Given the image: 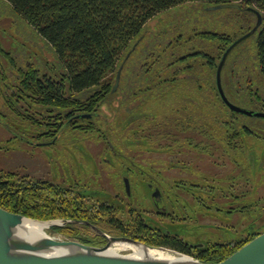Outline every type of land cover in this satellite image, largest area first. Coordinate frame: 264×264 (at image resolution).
I'll return each mask as SVG.
<instances>
[{"label":"rangeland","instance_id":"374dc122","mask_svg":"<svg viewBox=\"0 0 264 264\" xmlns=\"http://www.w3.org/2000/svg\"><path fill=\"white\" fill-rule=\"evenodd\" d=\"M209 7L188 3L159 13L145 25L141 41L134 48L127 62L121 63L122 67L121 64L117 65L116 72L120 68V78L116 89L121 91L130 86L136 97L128 99L129 102L132 100L136 102L133 116L136 119L131 121L132 116L126 113L128 118L124 121L131 124L127 127L118 125L121 111H117L116 101L119 96L113 94L100 106L101 120L108 122V127L105 128L107 134L104 136L101 134L103 131L100 133L92 131L89 133L92 134L90 139L86 140L87 145L81 142L74 147L70 146L65 153H60L55 146H60L67 135H72V130L64 131L65 136L60 135L52 146L46 141L39 145L30 144L29 140L21 137V135L26 136V132L21 133L26 127L13 118L8 120L7 129L0 122V172L10 171L27 175L32 179L42 178L61 187L72 186L69 183L77 181L80 184L75 187L76 189L86 188L84 199L89 208L97 206L101 200L116 202L117 199L113 198V195L117 192L118 199H121L122 203L129 202V209H132L128 210V206L115 208L116 216L124 224L135 218L147 223L150 219L147 213L152 208L145 196L147 189L139 186L136 190L137 194L129 199L121 190L113 189L108 178L117 182L118 180L115 179L119 170L102 159L106 151L101 149V145H105L104 137L110 139L118 149H120L117 147L119 143H125L128 139H139L141 164L145 166L155 164L153 167L160 172L158 177L164 184L171 180L165 177L172 175L179 178L181 175L175 166L171 170L167 167L168 149L171 147L172 151H183L181 159L189 165L186 170L187 177H194L197 182L196 175L201 176L199 183L204 186V190H207L209 184L222 188L226 174H231V183H240L237 184L236 191L247 189L246 200L247 203L249 202L247 209L232 214L223 210L218 211L213 206L215 204L216 208L224 207L225 189H217L214 199L203 194L198 197L195 193V200L192 197L190 200L189 195H186L192 205V208L187 206L184 210L187 212L186 220L166 224L162 219L159 222L158 219L151 218L152 224L159 226L160 231L167 230L188 243H201L202 247L214 243H235L240 239L239 236L249 239L256 236L257 232H263L264 140L249 135L240 136L239 129L242 122L264 123V118L232 112L222 102L216 90V66L205 63L199 55H189L202 48V51L213 56L217 63L219 55L214 45L201 41L195 36V31L226 33L238 38L248 31L246 16L249 12L240 7L216 9ZM254 23L253 21L249 25L251 24L252 27ZM255 37L256 34L253 33L231 50L226 65L221 71V83L225 95L233 104L249 110L264 111V75L259 71L255 56ZM0 47L4 53H9L19 66L34 65L41 72L55 78L61 77V66L53 49L4 0H0ZM2 54H0V63L7 67L8 58ZM181 56L184 59L177 61L176 59ZM187 65L192 67L186 69ZM147 69L150 70L149 73ZM15 73L13 72L11 78V83L14 85L17 82ZM6 83L9 81L6 80ZM3 84L4 79L0 81L2 90ZM146 88H151V91ZM24 103L22 102V108H25ZM0 106L3 107L1 97ZM229 138H243L249 146H252L246 152L245 158L248 162L241 163L242 169L238 162L234 164L228 161L229 154L231 157L242 154L245 156L244 153L241 154L234 149L231 153L227 151L225 142ZM123 149L125 153L130 152V147ZM259 154L261 157L258 160L252 157ZM176 157L179 158V154L175 156L172 153L171 159L174 163L177 162ZM110 158L116 160L112 156ZM49 160L55 164L52 165ZM64 172L67 176H63ZM245 180L246 184L242 183ZM201 202L212 205L207 208L201 205ZM52 219L60 218L39 220ZM98 224L102 227L106 225L104 219L99 220ZM51 227L49 226L45 231L50 236L57 239L77 240L52 230ZM244 227L255 230L246 235ZM93 231L91 228L89 230L80 228L79 234L94 236ZM104 232L112 236L119 235L116 234V230L108 228H105ZM128 248H119V252L132 253V249Z\"/></svg>","mask_w":264,"mask_h":264},{"label":"trees","instance_id":"16d2710c","mask_svg":"<svg viewBox=\"0 0 264 264\" xmlns=\"http://www.w3.org/2000/svg\"><path fill=\"white\" fill-rule=\"evenodd\" d=\"M4 1L53 49L62 70L61 77L55 78L41 72L34 65L19 66L9 53H4L0 47V54L3 53L2 55L8 58V67L0 63V81L4 79L3 88L7 84L6 80L13 86L10 119L13 118L26 127L21 132H26V136L21 137L29 140L30 144H38L39 141L55 137L64 124L72 126L75 123H87L88 117L75 116L90 115L98 111L106 99L113 95L111 89L117 65L127 62L141 41L143 29L149 20L161 12L184 4L213 6L235 3L240 8L246 9L250 6L257 9L262 20L255 31V56L259 71L264 75V0ZM248 12L247 30L251 28L249 23L256 20L255 14ZM195 36L209 45L212 43L219 59L225 48L235 39L226 33L207 30H197ZM189 55H199L205 63L217 66L215 58L203 52L202 48ZM181 59H184L183 56L176 60ZM191 67L192 65H187L186 69ZM12 71L16 72L15 85L11 83ZM146 71L150 72L148 69ZM146 90L151 91V88ZM0 92L3 93L4 89H0ZM22 102L25 108H22ZM69 119L72 121L67 123ZM96 120L92 118V125L83 124L77 127L86 128V132L100 133L101 131L96 128ZM5 121L4 114H0V122ZM84 196L81 191L61 187L48 180L32 179L27 175L10 171L0 172V206L31 218L85 219L103 231L105 228L116 230V234L152 245L166 246L210 262L224 259L251 239L235 243H214L191 250L190 245L177 234L152 228L139 218L131 219L128 224H124L116 216L115 208L106 203L89 208ZM97 219H104L106 225L102 227ZM80 228L90 229L82 223H66L51 227L52 230L89 245L105 242V238L95 231L94 236H82L79 234Z\"/></svg>","mask_w":264,"mask_h":264},{"label":"flooded vegetation","instance_id":"af4514ba","mask_svg":"<svg viewBox=\"0 0 264 264\" xmlns=\"http://www.w3.org/2000/svg\"><path fill=\"white\" fill-rule=\"evenodd\" d=\"M122 66L123 65L121 64V67ZM117 84H118V82H117ZM117 86L118 85H116L114 90L111 89V92H112V94L119 96V98H117L118 101H116L117 102V106H116L117 111L118 112L121 111L120 112L121 114L119 113L120 114V118H119L120 121H119L118 125L122 126V127H127L131 123H129V122L124 123V121L128 118V115L126 113H130V115L132 116V118L130 117L131 121H134L136 119L133 117L134 113H135L134 108H135L136 102H135V100H132V102H129L128 99H129V97L130 98H132V97L136 98V97L133 94L134 90L132 87H130V86L125 87L121 91H119L120 89H116ZM112 88H113V86H112ZM130 88H132V90ZM11 89H12V86L10 85V83H7L4 86V92L3 93L0 92V97L3 99V107L0 106V114H4V118L6 121H5V123H2V124L6 126V129H7L8 123L10 121V114L12 112V106H11V101H10V97L12 96V90ZM134 98H132V99H134ZM128 102H129V104H127ZM100 110H101V108H99L98 111H95L94 113L90 114V117H88L89 121L87 123H83V124L84 125H90L92 118L97 119L95 121L97 124L96 128H98L101 132L103 131L101 134H104V136H105V134H107L106 129L108 127V122L101 120L102 114H101ZM71 121H72V119H69L67 123H69ZM83 124L82 123L81 124L75 123L72 126L64 124L63 127L54 135L55 137H53L49 140H45V141L50 142L48 145L52 146L54 143H56L57 139H59L60 135L62 136L64 134L63 133L64 131L70 129V130H72L73 134L70 136L67 135V138L61 142L60 146H55L56 150L58 152L60 151V153H65L67 150L70 149V146L74 147L75 144H79L81 142L87 145L86 140L90 139L92 134H89L90 132H86V130H87L86 128L82 129L81 127H77V126H80ZM72 127H74V128H72ZM239 131H241L240 136L241 135H249V136H253L256 138L258 137L257 139H259V140H264V123H244V122H242V123H240ZM232 135H234V134H231V136ZM63 136H65V135H63ZM103 142H105V145H103V146L101 145V149L105 150L106 153L104 154L105 156H103L102 159L105 160L106 162H110L112 167H115V169L119 170L117 172V174H118L117 178L115 179V181L116 180H118V181L113 182L114 179L108 178L109 179L108 182L111 183L113 189L121 190V192L124 194V196H126L128 199L131 196H134V194L135 195L137 194L136 190L139 188V186H144V188L147 189V193L145 196L147 197V200H149L150 205L152 207L151 210H149V212L147 211L148 212L147 214H149L148 219L150 218L147 223L152 228L158 229L159 226L153 225L151 218H156L159 220V222H161L163 220L162 222H165L166 224L186 220V218H187L186 213L187 212L184 210H186L185 208L187 206L192 208V205L190 204V201L188 199L191 200V197H192L195 200V193L198 194V197H199V195L203 194V195H207L209 198L213 197V199H214V195L216 194L217 189L218 190H221V189L224 190L225 189L226 194L223 197L224 198V200H223V206L224 207L223 208H220V207L216 208L217 206H215V204H214L213 205L214 209H216L218 211L223 210L224 212L229 213V214H232L234 212H242L244 209H247V206L249 203V202L247 203V200H246L247 189H244L243 191H241V189L236 191L237 184H240V183H235V184L231 183V174H226L224 176V178H223L224 179V181H223L224 186L222 188L221 187L216 188L215 186L209 184V187L208 186L206 187L207 190H204V188H203L204 186H201L199 183V179L201 176L196 175V177L198 178L197 182H195L194 177H187L186 170H188L189 165L184 162L185 160L181 159L183 157V155H182L183 151H181V150L176 152L175 150L172 151L171 147H169L168 159H167L168 166L167 167L169 168V170H171L173 168V166H175V168L179 169L181 175L179 176V178H176V176H172V175L165 177V178L171 179V180L169 181V183L166 182L164 184L160 181V178L158 177L160 172L157 171L153 167V165L155 166V164H153L152 166H150L152 163L149 164L148 166L141 164V162L139 160V158H140L139 155L141 154V151H140L141 144L139 142V139H128V140H126L125 143L123 142L121 144L120 143L117 144L118 145L117 147H119L120 149L116 148V146L111 142V140L107 139L106 137H104ZM185 142H187V141L185 140ZM39 143H44V142L39 141ZM147 143L149 145H151L149 142H147ZM225 143H226L227 151L229 153H231L233 151V149L235 151H239L241 154L244 153L245 156H243V154L239 155V156H233V157H231V154L228 155L229 163L237 164V162H238L240 164V168L242 169L241 163H247L248 162L245 158V157H247L246 152L252 146H249L243 138H241V139H238V138L230 139L229 138V140H227ZM39 145H41V144H39ZM156 146H158V144ZM156 146H154V147H156ZM124 147H130V152L125 153L123 151ZM154 147H153V149H154ZM59 148H61V149H59ZM131 152L133 154H131ZM172 153H174L175 156H177L178 154L180 156L179 158L176 157L177 162H175V163L171 159ZM109 156L114 157L116 160L113 161L112 158H110ZM252 157L254 159L256 158L258 160V158L261 157V155L259 154L258 156L256 155V156H252ZM249 161H251V159ZM49 162L51 163L52 161L49 160ZM112 162H113V165H112ZM51 164L54 165L55 163L53 162ZM51 170H52V166H51ZM182 171H185V172H182ZM65 173L66 172L63 173L64 174L63 176H67V174H65ZM192 175H195V173H192ZM240 177H241V175H240ZM242 177H243V175H242ZM172 178L175 180H173ZM219 178H221V177H219ZM39 179H42V178H39ZM229 181H230V183H229ZM117 183L120 184L121 187ZM242 183L246 184V180ZM242 183L240 186L243 185ZM78 184H80V183L77 181H74L73 183H69V185H72L73 187L69 186L68 188L72 189V190H76V191L80 190V191H82L83 194H85L86 188H84V187L81 189L75 188ZM133 191H134V193H133ZM117 195H118L117 192L114 193V195H113L114 196L113 198L117 199L116 202L115 201L101 200V203H106V205L113 206L114 208H121V206H123V207L128 206V210H131L132 208L129 209V207H130L129 202L128 203H122V200L118 199ZM186 195H189V198L186 197ZM227 196H230V197H227ZM200 204L207 207V208H210L212 205V204L205 205L204 202H201ZM194 205H195V203H194ZM179 209H180V211H178ZM138 215L142 218L140 212H138ZM179 215H181V216H179ZM160 219H162V220H160ZM244 228L243 229L245 230L244 232H246V235L251 234L253 232V230H255L254 228H252L251 230H249L248 227H244ZM162 231H164L165 233H170L167 230H162ZM259 233L260 232H257V234H259ZM246 235H245V237H246ZM239 237H240V239H238L239 242H243V241L247 240L246 238H244V239L241 238L242 236H239ZM188 244L190 245L191 250L193 248H195V243H188ZM196 247H198V246H196ZM200 247H202V246H200Z\"/></svg>","mask_w":264,"mask_h":264},{"label":"water","instance_id":"95a60500","mask_svg":"<svg viewBox=\"0 0 264 264\" xmlns=\"http://www.w3.org/2000/svg\"><path fill=\"white\" fill-rule=\"evenodd\" d=\"M238 8L235 3L217 4L209 8ZM247 11L256 16L254 25L242 36L235 38L223 51L215 70V85L222 102L234 113L264 118V111H254L233 104L225 95L221 83V71L229 52L243 39L255 33L261 24V14L254 7H247ZM120 68L117 70L112 90L119 80ZM89 114L75 116L89 117ZM50 142H48L49 144ZM44 144V143H38ZM23 219L36 222L52 221L50 226H61L66 223H82L89 226L105 238L101 246L89 245L78 240H64L51 237L34 239L33 233L22 224ZM125 245L131 249H139L141 256L130 254L106 253L115 246ZM202 246L201 243L195 247ZM163 250L175 253L171 257L155 256L150 250ZM58 250L59 253H51ZM0 264H264V231L241 245L230 255L220 261H202L196 257L170 249L166 246L152 245L143 241L123 236L109 235L95 224L85 219H52L39 220L20 213L8 211L0 206Z\"/></svg>","mask_w":264,"mask_h":264},{"label":"bare ground","instance_id":"6f19581e","mask_svg":"<svg viewBox=\"0 0 264 264\" xmlns=\"http://www.w3.org/2000/svg\"><path fill=\"white\" fill-rule=\"evenodd\" d=\"M54 222L52 221H47V222H36V221H30L27 219H23L22 224L26 227V229H28L30 232L33 233L34 239H40V238H44V237H51V238H56V237H52L49 234H47L45 231L49 228L50 224H52ZM125 245H119L116 247H111L109 248L106 253H117L119 252V248H125ZM129 249V248H128ZM124 250V249H123ZM130 250V249H129ZM132 254L133 256H141L142 252L139 249H132ZM60 251L55 250L52 251L51 253H59ZM151 255H155V256H165V257H171L172 255H174L175 253H172L170 251H163V250H150L149 251Z\"/></svg>","mask_w":264,"mask_h":264}]
</instances>
